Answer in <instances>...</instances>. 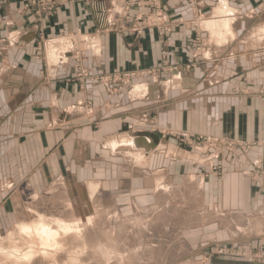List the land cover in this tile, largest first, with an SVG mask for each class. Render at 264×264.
I'll use <instances>...</instances> for the list:
<instances>
[{"label": "crops", "instance_id": "obj_1", "mask_svg": "<svg viewBox=\"0 0 264 264\" xmlns=\"http://www.w3.org/2000/svg\"><path fill=\"white\" fill-rule=\"evenodd\" d=\"M26 1L0 0V220L6 228L25 201L23 186L34 187L37 195L52 178L99 182L96 192H104L110 182L118 187L119 176L110 177L101 167L124 162L126 150L150 171L147 192L140 193L143 203L160 191L185 187L193 165L215 162L184 153L142 128L126 132L127 124L145 115L168 129L256 144L229 154L224 185L212 181L206 187L212 210L217 196L232 195L241 203L239 196L254 200L264 195V186L251 185L249 177L259 157L264 164V99L259 94L264 33L258 31L264 27V0H228L235 9V38L219 45L201 26L213 19L219 0H164L161 29L137 0L68 2L40 25ZM82 39V64L90 76L130 72L135 75L131 83L90 79L85 84L90 104L82 101L77 83L67 81L75 75V54L55 55L66 49L63 41L73 46ZM164 66L179 69L167 72ZM160 147L181 157L163 154ZM11 184L16 191L8 189Z\"/></svg>", "mask_w": 264, "mask_h": 264}, {"label": "rangeland", "instance_id": "obj_2", "mask_svg": "<svg viewBox=\"0 0 264 264\" xmlns=\"http://www.w3.org/2000/svg\"><path fill=\"white\" fill-rule=\"evenodd\" d=\"M75 1L100 3L102 0H27L25 6L33 10L40 25L44 16L54 9ZM163 1L158 0L154 6L143 0L136 1L151 10L150 21L160 29L164 18ZM193 11L196 12V7H193ZM67 41L62 44L66 49H62L61 53L55 52V55L62 58V54L70 49L75 54V75L67 81L77 83L82 101L90 104L85 85L90 79L117 84L131 83L135 77L130 72L90 76L82 64V54L86 49L83 39L75 41L73 46ZM178 69L177 66L162 68L167 72ZM151 119L148 115L142 116L137 122L127 124L126 132L142 128L151 136L178 145L184 153L213 157L215 162L210 163L209 160L205 165H198L199 168L193 165V172L185 175V187L171 189L168 193L160 191L153 201L143 203L144 196L140 193L147 192L150 171L146 163H135L126 150L124 162H111L101 167L108 170L110 177L119 176L118 187L110 182L104 192H96L99 182L92 185L84 180L52 178L50 183H46V191L37 195L34 187L23 186L25 204L20 205L21 210L12 218L13 223L34 219L38 214L69 222L78 221L81 233L70 234L61 240L64 251L56 255L55 264H66L69 254L77 249L84 252L78 257L80 264H264V195L254 200H249L248 195L245 198L239 196V200H243L241 203L234 201L235 196L232 195L229 198L225 194L222 195L225 197L217 196L215 210H212L211 196L205 194L206 187L212 185V181L224 185L229 178V154L251 150L256 144L168 129L153 124ZM159 151L172 154L173 158L180 155L166 148ZM144 156L148 157L146 154ZM249 175L251 185L257 182L259 187L264 186L262 157L256 160ZM202 184L205 189L203 186L200 188ZM16 187L11 184L8 189L14 192ZM12 226L6 228L4 221L0 220V235H4ZM108 253L115 255L109 260ZM33 264H52V261L38 257Z\"/></svg>", "mask_w": 264, "mask_h": 264}, {"label": "clouds", "instance_id": "obj_3", "mask_svg": "<svg viewBox=\"0 0 264 264\" xmlns=\"http://www.w3.org/2000/svg\"><path fill=\"white\" fill-rule=\"evenodd\" d=\"M234 13L235 9L229 7L228 0H219L217 7L213 9V19L202 21L201 26L218 45L228 43L229 38H235L231 27ZM258 31L264 33V27H260ZM110 147L115 149V142ZM78 224V221L69 222L45 214H38L31 220L17 221L4 235H0V264H33L38 257L55 264L56 255L64 251L61 240L70 234L81 233L82 229ZM83 254L80 249L70 253L66 264H80L78 257ZM112 255L115 254H107L109 260Z\"/></svg>", "mask_w": 264, "mask_h": 264}, {"label": "built area", "instance_id": "obj_4", "mask_svg": "<svg viewBox=\"0 0 264 264\" xmlns=\"http://www.w3.org/2000/svg\"><path fill=\"white\" fill-rule=\"evenodd\" d=\"M145 1L147 4L154 6L158 0H143ZM260 96L263 98L264 97V90H260L259 91Z\"/></svg>", "mask_w": 264, "mask_h": 264}, {"label": "bare ground", "instance_id": "obj_5", "mask_svg": "<svg viewBox=\"0 0 264 264\" xmlns=\"http://www.w3.org/2000/svg\"><path fill=\"white\" fill-rule=\"evenodd\" d=\"M53 48H54V47H53ZM70 50H71V49H70ZM67 52H68V51H67ZM60 53H61V52H60ZM51 58H54V54H53V53L51 54ZM149 141H150V140H149ZM143 144H144V143H143ZM148 145H149V143H148ZM148 145H147V146H148ZM148 148H151V144H150V146H148ZM82 225H83V224H82ZM61 242H62V241H61ZM71 247H72V246H71Z\"/></svg>", "mask_w": 264, "mask_h": 264}]
</instances>
